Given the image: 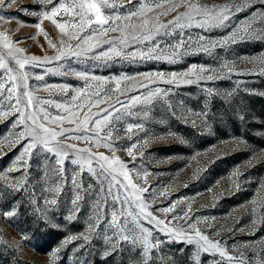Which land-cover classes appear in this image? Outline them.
<instances>
[{
  "label": "rangeland",
  "instance_id": "rangeland-1",
  "mask_svg": "<svg viewBox=\"0 0 264 264\" xmlns=\"http://www.w3.org/2000/svg\"><path fill=\"white\" fill-rule=\"evenodd\" d=\"M59 2L37 6L36 0H15L12 7L0 9V16L4 17L0 20V33L8 35L14 53L9 55L0 37V57L17 75L19 86L9 97L11 82L7 73L0 70V83L4 84L0 89V212L18 205L15 217L0 215V264H138L143 259L140 245L117 242L116 230L109 223L115 211L125 234L133 239L139 235V229L130 231L132 216L122 215L138 212L130 188L125 193L114 187L109 193L105 189L110 178L100 175L99 169L95 175L87 168L79 172V166L67 158L61 180L56 158L40 146L22 156L28 141L20 137L22 131L25 135L27 132L24 125L15 123L19 114L12 111L17 96L20 104L15 106L22 108L29 127L34 126L27 117L34 114L38 123L58 132L75 129L66 133L72 139L59 137L61 144L91 147L93 152L112 156L105 147H92L75 139L89 135L77 128L79 120L75 124L65 121L62 126L52 122L53 117L67 116L66 110H74L75 104L94 101L98 98L96 93L105 103L93 107L87 115L91 117L108 105L119 109L109 120L115 156L128 166L133 183L147 189L140 194L149 205L146 211L165 222L157 226L141 221L151 231L152 242H160L147 264H197L194 257H198V264H264V0H189L202 9L213 10V6L225 4L231 9L224 26L203 28L195 20L188 26L182 19L183 27L168 23L187 10L186 4L157 19L158 14L179 0H132L131 4L129 0H108L113 7L103 11L115 22L110 20L103 26L108 29L106 33L95 24L77 30L79 41L69 39L48 19L40 23L43 31L37 27L39 21L33 13L50 11ZM155 3L164 7L142 16H129L142 5L154 7ZM22 6L26 11H17ZM55 19L57 23L78 25L77 20H69L63 12ZM144 20L149 21L147 29L141 27ZM159 24L167 27L157 33ZM243 28L248 30L241 34L239 30ZM233 33L237 34L235 42L225 41ZM145 35L152 38L145 40ZM125 38L127 43L121 44ZM49 40L55 47L49 45ZM180 41L183 46L175 48ZM205 47L208 51L203 50ZM17 48L24 52L16 53ZM85 49V54L73 55ZM110 49L121 55L110 52L107 57L96 58ZM149 49H154V56L172 59L130 55L147 53ZM32 56L39 59L23 69L15 64L16 59ZM57 56L60 59H53ZM201 67L213 69L214 78L197 80V76L208 75L199 72ZM20 72L27 75V87ZM192 72L196 75L189 74ZM77 73H86L90 79L83 80ZM156 74H162L163 79ZM116 80L120 81L119 88ZM189 80L197 82L186 83ZM156 89L161 95L152 97L151 103H130V97L139 96L143 101ZM76 90H80L79 94ZM26 91L33 97L27 108ZM44 113L48 114L47 120ZM137 123H142L143 131L133 127L131 133H126L129 125ZM133 143L137 144L133 149L134 162L126 154V148ZM69 157L75 155L69 151ZM73 175L82 188L70 183ZM12 184L21 190H14ZM57 186L59 193L46 191ZM77 194L81 199L73 205L71 201ZM116 195L120 196L119 201L113 199ZM53 198L55 205L42 203L43 199ZM168 208L172 211H161ZM41 213H46L48 224L38 218ZM69 216L73 218L67 219ZM189 224H194L209 241L219 242L228 255L243 254V259L229 260L218 252L205 253L195 242L190 244L160 231L167 226L194 235ZM22 232L30 239L20 241ZM71 237L78 239L64 243ZM17 242L21 243L19 248L15 247Z\"/></svg>",
  "mask_w": 264,
  "mask_h": 264
},
{
  "label": "snow or ice",
  "instance_id": "snow-or-ice-1",
  "mask_svg": "<svg viewBox=\"0 0 264 264\" xmlns=\"http://www.w3.org/2000/svg\"><path fill=\"white\" fill-rule=\"evenodd\" d=\"M42 3H46L48 5H53V0H36V5H40ZM129 3H132V0H129ZM15 4V0H0V9H3L5 7H12ZM187 5V10L183 13H178L172 21H169V24H175L177 27H183L184 25L181 24V20H185L188 26H191L192 22L195 20V23L199 27H222L225 25V22L230 19V12L231 9L227 4L221 5V6H213V10H209L207 8H200L198 5L194 3H190L189 0H179V3L173 4L171 7H167L163 13L158 14L157 19L159 15H168L171 12L176 11L177 8ZM113 7L112 5L108 4V0H69V3H65L64 0H60L58 6H52L50 11H41L39 13H33L37 16V19L39 23L37 24V27L40 28V23L44 19H48L52 21V23L59 29V31L62 34H67L69 36V39H77L78 41L81 39L80 36L76 35V31H82L86 26H91L93 24L97 25L98 27L103 29V33H106L108 29L103 28L104 25H108L110 20L114 23L115 20L111 17L105 16L104 9ZM164 7L162 3H155L154 7H146L142 5L140 8L136 9L135 11H132L129 16H142L145 12H152L155 11L156 8ZM237 11H242V9L237 8ZM17 11H26L25 8L22 6L20 9H17ZM61 12L64 13L65 16L68 17L69 20H77V23H71V24H65V23H57L56 17ZM200 16L202 17L199 20H196L195 17ZM129 17H125L127 19ZM4 17L0 16V20H3ZM115 19H120V17H116ZM149 24L148 20H144L141 27L144 29H147V26ZM167 25L159 24L156 26V32L159 33L160 29L166 28ZM68 28L73 29V31H67ZM41 31H43L42 28H40ZM112 30H117L116 28ZM123 30V29H120ZM247 28L240 29V33H246ZM102 33V34H103ZM45 36H47V33H45ZM0 37L4 40V47L9 49V55H13L12 51V44L9 40V37L6 33H0ZM145 40H149L152 38L151 35H145L143 37ZM135 39V37H133ZM237 39V34L233 33L230 36L225 38V41L232 40L235 42ZM63 44V41L60 42ZM121 44L127 43V38L120 41ZM207 43L212 44L211 41H208ZM49 45L51 47H55V44L52 43L51 40H49ZM183 46V41H180L178 44H176L174 47L179 49ZM77 47H79V44H77ZM158 47V46H157ZM204 51H208V49L205 47L203 49ZM16 53H23L24 49L17 48L14 50ZM87 52V49L82 50L78 53H73V55H82ZM113 53L117 56L121 55L120 51H117L115 49H110L109 52H102L100 53L96 58L99 59L101 56L107 57L109 54ZM154 52V49H149L147 53L145 52H133L130 53L132 57L140 56L141 58H149V59H172V56H154L152 53ZM61 55H64V53H61ZM176 55V53H173V56ZM39 58L32 56V57H25L23 60L16 59L15 64L18 65L19 69H23L26 64L31 63L32 61H37ZM49 58L45 57V60ZM53 59H60V56L54 57ZM224 67H228L226 64ZM0 70H3L5 73H7V80L11 82V89L8 92L9 97H12L13 92L17 91L18 85L16 83L18 77L17 75L13 74V69L8 66V63L3 59V57H0ZM200 73H208L206 77L203 76H197V80L199 79H208L212 80L214 77L212 73L214 72L213 69H206L201 67L199 69ZM192 75H196V72L189 73ZM77 75L83 79L88 80L90 77L86 73H77ZM152 74H149L151 76ZM159 76V78L163 79L162 74H156ZM19 77L25 81V87L26 81H27V75L23 72L19 73ZM38 79H42V77H38ZM91 79H96L95 77H91ZM170 83L172 81H169ZM197 81L189 80L186 81V83H195ZM119 80H116L117 88H119ZM142 87H146V85H142ZM4 88V84L0 83V89ZM77 94H79L80 90H76ZM161 95V92L159 89H156L149 93L148 96L144 97L143 101L141 100V97L134 96L130 97V103L131 104H139V103H151L152 97ZM163 95H167V93H164ZM25 99H26V105L25 108L32 105V94L30 92L24 93ZM96 96L98 97L94 101H89L87 103H80L74 105V110H66L67 116H58L53 117L52 122L56 123L58 126H62V124L67 121L68 123L75 124L77 120L80 121V123L77 125V128L83 129L89 133V135L86 136H76L75 139L77 140H83L85 143H89L92 145V147H105L107 148L111 153H113L112 156L105 155L102 152H93L91 147H85V148H78L76 144H61L59 137H64L65 140L72 139V137H69L66 135L67 132L74 131L75 129H63L62 131H56L53 128H50L46 126L43 123H38L37 117L34 116V114H30L27 119L31 121V124L34 127H29L25 124V116L24 112L21 107H17L15 105L20 104L19 97H15V105L12 108V111L14 113H18L19 117L16 120V124L18 125H24L25 130L27 132V135H25V132L22 131L20 133V137L22 139H25L28 141V143L25 145L22 156L24 154H27L30 152L31 149H33L36 146H40L43 149L47 150L49 153H52L54 157L56 158V165H57V175L60 177L61 180L64 179L63 177V165L65 163L66 158L68 159L69 163L76 164L79 166L78 171L83 172L85 168L92 173L93 175L96 174V170H100V175L105 176V178H110V183L107 189L105 191L111 193L113 188L123 189L125 193L129 192V188L132 190L130 193L135 198V206L138 209V212L136 215H133L131 211H128L126 213H122V215L126 216H132V231L133 229H139V235L135 237V239L131 238L129 235L125 234L124 228L119 225L118 219H117V213L113 211L111 213L110 218V225L115 228V235L117 238V242L124 241V242H131L133 244H139L141 247V256L143 259L138 262V264H147L148 259L151 258V252L153 249H158L160 246V242L153 243L151 236V231L144 227L141 221H147L149 224H155L157 226L165 225V222L163 220H159L156 217L152 216L150 212H147L146 209L149 207L148 204L144 203L142 200V196L140 194L147 191L146 188H140L138 185L133 183L130 173L127 171V165L120 160L118 156H115L116 148L114 146V141L112 138V131L109 126V120L113 115V112H118L119 109L115 108L114 105H108V107L100 108L99 111L93 116H88L87 113L91 112V109L93 107L99 108V105L101 103H105V101L102 98H99V93H96ZM73 101L76 100V96H74ZM117 103H120L117 101ZM57 107H62L61 105H57ZM121 107H124L127 109V105L121 104ZM111 109V111L109 110ZM101 113H104L101 117ZM81 114H83V118L81 119ZM4 115H7V113H4ZM100 117V118H97ZM44 119H48V114L44 113ZM119 119V117H117ZM240 119H243L241 116ZM89 125H91V128H89ZM103 125V126H102ZM133 127L136 129L143 131V125L142 123H137L135 125H129L127 129L125 130L126 133H131L133 131ZM131 137H129L130 139ZM144 143H147V141H144ZM137 148V144L133 143L130 146L126 148V154L132 158V161L134 162L136 157L133 155V149ZM65 149L69 150L75 155V158L69 157V151H65ZM86 154V155H84ZM147 173H145V179H146ZM117 177H120L121 179H118ZM126 182V183H124ZM70 183L74 187H80L82 188V185H79L76 180V176L73 175ZM14 190L19 191L21 190L20 187L17 184L10 185ZM46 191H51L53 193H59L60 187H53L50 189H47ZM128 195L126 194L124 197L125 202L128 201ZM81 199L79 194L76 195L75 199L71 201L73 205H77L78 201ZM114 200L119 201L120 196L116 195L113 197ZM33 205H35V200L31 201ZM43 204L46 205H55L57 203L56 199L53 198L51 200L43 199ZM175 205L172 206L174 208ZM172 208L168 209H162L163 212L172 211ZM18 211V205L12 207L10 210L0 212V215H2L5 218H12L17 215ZM43 223L48 224L49 221L47 219L46 213H41L38 217ZM72 216L67 217V219H72ZM189 228H192L194 230V235H189L186 233H183L182 230L178 231L175 228H167V226L161 227L160 231L166 232L170 234L173 238L176 239H184L187 243H193L198 246V249L208 253V252H218L221 256H227L229 260L233 259H243V254H241L240 257H232L227 254L226 250L222 248L219 244V242H211L209 241L208 237L201 235L198 229L195 228L194 224L187 225ZM30 237L26 235L25 233H21L20 241H27ZM78 239V237H71L69 240L64 241V243H69L71 240ZM85 240H87V237H84ZM21 246L20 242H17L15 247L19 248ZM113 250L116 249V245H112ZM194 259L197 261L198 264V257H194Z\"/></svg>",
  "mask_w": 264,
  "mask_h": 264
}]
</instances>
